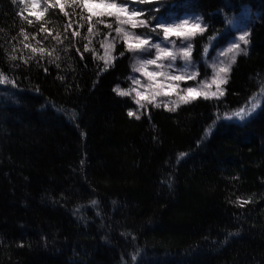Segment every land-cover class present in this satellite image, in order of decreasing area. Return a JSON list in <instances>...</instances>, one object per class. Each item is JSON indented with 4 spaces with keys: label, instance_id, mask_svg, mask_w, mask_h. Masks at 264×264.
<instances>
[{
    "label": "trees",
    "instance_id": "trees-1",
    "mask_svg": "<svg viewBox=\"0 0 264 264\" xmlns=\"http://www.w3.org/2000/svg\"><path fill=\"white\" fill-rule=\"evenodd\" d=\"M37 1L0 0V73L15 81L0 84V264H264V98L245 120L227 118L264 88V0L137 5L201 16L199 75L208 37L231 35L243 5L258 12L223 95L175 112L113 91L129 85L131 52L118 40L106 71L94 56L114 18L110 30L93 16L85 52L79 0Z\"/></svg>",
    "mask_w": 264,
    "mask_h": 264
},
{
    "label": "snow or ice",
    "instance_id": "snow-or-ice-1",
    "mask_svg": "<svg viewBox=\"0 0 264 264\" xmlns=\"http://www.w3.org/2000/svg\"><path fill=\"white\" fill-rule=\"evenodd\" d=\"M36 2L37 0H32L33 4H36ZM151 2L152 0H79V3H76V0H73V3H76L77 7H80L82 10H86L89 13L87 17L81 15V19L86 20L90 25L87 28L88 36L84 37V39L88 40V43L84 44L85 52L94 51L89 48V44H91V37L99 35L98 31L95 33L93 32V28L95 27V25L91 23L93 16L97 18L96 23L104 25L110 30L113 29V25L112 23L107 22L104 17L114 18L118 25L114 29L116 37L112 40L105 37V39L99 42L101 47L104 49V55L99 57L94 56V59L104 61L105 68L103 70L106 71L116 59V57L112 55V51L115 48L116 38H119L125 43V51L127 52H131L133 54H150V58L147 59H140L137 56L136 63L132 65L133 71L139 72L143 76L147 77L148 82L144 85V87L147 89H155L151 95V99H148V103H154L156 96L158 95H167L164 88H172L174 90L180 89L179 82L197 79L199 76V70L192 62V40L197 35H203V33L207 31V25L203 23V20L200 17H184L180 19L165 20L164 16L160 14L161 7L158 5H154L150 9L137 7V5ZM90 4L102 6L103 10L93 12V9L88 7ZM109 8L115 9V11H108L107 9ZM46 10L47 9H45V11ZM150 13L152 14L150 19L155 21L154 25L149 22V19L144 18L149 16ZM64 15L67 16L68 14L65 12ZM28 23L31 24V21L29 20ZM70 27L71 21H69V23L65 26V31H67ZM80 27H83V25H80ZM137 28H146L148 29L149 34L137 33L134 31ZM40 31L44 32L45 29L41 27ZM152 34L159 37L161 42H153ZM108 35L111 36L112 32L110 31ZM248 35L249 33L246 30H242V34L238 35L229 46L218 52V59L211 65H208V67L212 70L210 78L199 81L196 86H189L180 89L184 95H179L177 100L172 101V104L174 105L173 107H169L168 103H163L165 109L167 111L175 112L180 104H188L197 97H202L207 100L222 96L223 89L220 85L228 82V74L231 72L232 66L236 63L237 57L241 54L245 56L248 54L246 47H241V44L245 46L248 45ZM73 36H79V32L73 31ZM25 39H27L26 35ZM45 39H47V36H45ZM215 39L216 37L214 36L208 37L209 45H205L203 48L205 56L209 51L211 41ZM55 40L57 43H63V40L60 39L59 33L56 34ZM177 40L181 42L180 46H177ZM25 47H28V45H25ZM31 50L33 53H37L39 51L43 54L45 52V49L43 48H32ZM76 50L79 52L78 48ZM54 51L55 49H52V52ZM52 52H48V55L51 56ZM123 55L124 52H121L120 56ZM80 56L81 59H83V53H80ZM59 58L60 57L57 55L50 62H55V60H58ZM178 58L183 61V67L178 68L176 66L175 62ZM11 59L15 60L16 56L13 55ZM164 61H168V63H164ZM25 63H27V61H25ZM56 66L59 67L60 65L57 64ZM149 66H155V70L148 71ZM189 69L192 70L189 71ZM45 71H47V69H45ZM132 83L134 85H140L141 81L139 79H132ZM0 84H12L15 86V81L10 80L3 73H0ZM157 84L160 85L158 89L156 88ZM211 85H216V91L205 90L210 89ZM113 91L119 96L131 95L133 91L136 92L137 97L142 95V93L136 88L124 90L121 89L119 85H117ZM261 98H264V88H261L258 95H254L251 98L253 101L251 103V107H242L227 118L231 119L232 117H236L241 121L245 120L247 116H250L258 107H260L259 101ZM135 103L140 105L141 108L145 107V105L141 103L140 99H135ZM154 106L159 108L162 105L161 103H154ZM128 115L129 117L135 116L136 119H140V116L131 110L128 112ZM184 155L186 154H180L181 157ZM96 203V201H92L93 205Z\"/></svg>",
    "mask_w": 264,
    "mask_h": 264
},
{
    "label": "rangeland",
    "instance_id": "rangeland-1",
    "mask_svg": "<svg viewBox=\"0 0 264 264\" xmlns=\"http://www.w3.org/2000/svg\"><path fill=\"white\" fill-rule=\"evenodd\" d=\"M33 6H34L35 10L40 9V5H39L38 1L36 2V4H33ZM88 7L92 8L94 12H97L99 10H103L102 6L95 5V4H90V5H88ZM107 10L108 11H115V9H111V8H109ZM257 16H258V12L253 10L251 5H249V4L243 5L239 11L233 13V15H231L229 22H228L229 27L232 30L231 35H229L224 41H220V42L213 41L211 43V46L209 47V51H208L207 55L205 56L207 69L204 70L203 73L201 75H199L196 80H188L186 82H179L180 83V89H183V88H186L189 86H196L199 83V81L209 79L211 74H212V70L210 67H208V65H211L212 63H214L218 59V56H217L218 52L225 49L227 46H229L236 39V37L238 35L242 34V30H246L249 33L250 23L253 20H255L257 18ZM184 17H200L201 18L200 15L192 14V13L191 14H185L184 16H182L180 18H184ZM144 18L149 19L147 16ZM180 18H178V19H180ZM171 20H173V19H171ZM149 22L152 23L153 25L155 24V22H152V21H149ZM117 26L118 25L116 23L115 28ZM114 29H113L112 35L107 36V39L112 40L114 37H116V33H115ZM134 31H136L137 33L149 34L148 29H146V28H137ZM152 35H153V42H161L159 40V37H157L155 34H152ZM247 39L249 40V35L247 36ZM118 40H120V39L116 38L115 44ZM176 43H177V46H180V44H181V42L179 40H177ZM192 44H193V50H194V39L192 40ZM249 44H250V41H249L248 45H246V46L241 44V47H246V49L248 50ZM192 53H193V51H192ZM113 54H114V50L112 51V55ZM137 56L140 59L150 58V54H148V53H137V54L131 53V66L134 63H136ZM192 62L196 66V68H198L199 74H200L201 70H200L198 64L194 61L193 56H192ZM164 63H168V61H164ZM175 64L178 68L183 67V61L180 60L179 58L176 60ZM154 70H155V66H149L148 67V71H154ZM191 70L192 69H189V71H191ZM130 78L139 79L141 81V84L140 85H134L132 83V79H130L129 85L126 88H122L120 86L119 87L121 89H124V90L132 89V88L138 89L142 93V95L140 97H137L136 92L133 91L131 93L132 97H134L135 99H140L142 104L148 103L147 101H148V99H151V95L155 89H147L146 87H144V85H146L148 82L147 77L143 76L139 72H135L132 70ZM154 79H159V78H154ZM224 85L225 84L220 85V87L223 89V92H224ZM159 87H160V85L157 84L156 88L158 89ZM180 89L174 90L172 88H164V91L167 93V95L156 96L155 103H161L162 105H163V103H168L169 107H173L174 105L172 104V101L177 100L179 95H184V93L181 92ZM205 90L206 91H216V85H211L210 89H205ZM252 102L253 101L249 102V104H247L243 107H251ZM234 112H232V113H234Z\"/></svg>",
    "mask_w": 264,
    "mask_h": 264
}]
</instances>
